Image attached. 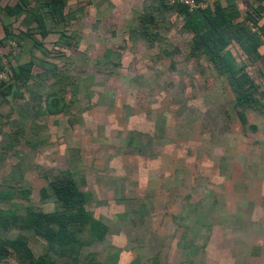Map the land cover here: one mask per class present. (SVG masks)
I'll list each match as a JSON object with an SVG mask.
<instances>
[{"label":"rangeland","instance_id":"rangeland-1","mask_svg":"<svg viewBox=\"0 0 264 264\" xmlns=\"http://www.w3.org/2000/svg\"><path fill=\"white\" fill-rule=\"evenodd\" d=\"M216 1L204 0V9L215 11ZM159 5L74 0L70 9L79 12L66 36L36 37L58 55L45 60L61 83L38 79L21 90L25 98L11 96L0 108V192L13 198L0 201V212L12 219L28 217L29 207L63 211L50 181L66 171L110 229L105 242L84 238L78 264H264L262 107L236 109L224 61L194 45L185 21ZM238 7L237 27L259 35L249 17L263 24L264 0ZM150 14L151 29L140 31ZM62 39L67 44L55 46ZM25 50L44 59L33 41ZM224 53L264 90L239 43ZM57 92L66 107L51 115L46 98ZM23 235L35 257L47 251L33 231Z\"/></svg>","mask_w":264,"mask_h":264},{"label":"trees","instance_id":"trees-1","mask_svg":"<svg viewBox=\"0 0 264 264\" xmlns=\"http://www.w3.org/2000/svg\"><path fill=\"white\" fill-rule=\"evenodd\" d=\"M73 1L18 0L17 4L11 7L3 6L2 0H0V21L13 20L10 24L9 22L8 25L6 24V40L1 42V48L7 60V64L0 65V74L5 72L7 75L5 80H0L2 105L7 103L11 96L25 98V93L21 90L30 92L31 83L34 82V86L37 85L38 79L42 80L52 76L56 80V85L61 83L59 74H56L53 67L45 60V57H58V55L46 51L44 46L37 42L36 37L40 36L42 39H46L52 34L66 36V31L75 24L79 12L70 9V4ZM156 1L162 5L155 6L156 11L160 8V10H173L185 21V30L195 37L194 45L202 46L204 50L211 51L214 58L218 57L219 60L224 61L226 70L229 71L228 78L227 75L226 78L236 94L235 104L239 105H235L236 109L255 110L254 107L259 104L264 112V90L258 91L260 89L258 83H255L249 74L243 71L242 67H237L232 57L229 58V55L224 53L235 42L239 43L251 61L263 62L261 72L264 75V53L261 52V48H264V40H262L264 22L259 25L256 19L257 14H255L262 9L255 8L252 11L255 16L249 17L253 26L259 29L258 35L250 30V25L248 26L249 30L242 28L241 31L237 27L238 24L235 20L241 16L238 0H227L226 7L221 4L220 0H217L215 11L209 8L190 10L189 7L178 2L171 4L168 0ZM195 1L198 4L204 2V0ZM152 21L154 20H151V14L142 16L140 31L142 28L151 29ZM26 24L29 26L26 27ZM30 24L36 25V28L32 29ZM155 34V41L156 38H162L159 37L158 32ZM146 37L147 39L152 37L151 40L154 41L152 33H146ZM28 41L34 42L35 48L43 53L44 59L39 61L31 57L30 60L22 62V54L25 53L24 49ZM152 41L149 42L152 43ZM64 42L62 39V43H56L55 46L66 45L67 43ZM54 69L56 70V68ZM76 85V83L73 85L74 88ZM257 94L261 97L260 100L256 98ZM261 100L263 102H260ZM65 107L66 104L62 98L58 97V92L50 94L46 98V109L51 115L62 114ZM31 108L36 109V106L32 105ZM31 112L33 111L28 109L27 116ZM236 113L240 117L237 119L241 120L243 118L242 111L239 110ZM50 184L55 196L63 205V211L48 215L32 211L29 207L25 209L28 217L15 214L12 219L5 215L4 211L0 212L4 217H0V264H5L10 259L14 264H57V261L64 257L70 259V263L66 262V264H78L74 259H79L81 248L83 245L85 246L84 238L105 242L106 237L110 234L109 227L89 212L88 205L91 196L80 191L69 172L62 171L50 181ZM43 196L48 198L45 189H43ZM7 199L13 200L11 193L9 191L0 192V201H7ZM29 231H33L37 238L47 246V251L38 258L35 257L29 246L28 237L23 235L24 232Z\"/></svg>","mask_w":264,"mask_h":264},{"label":"crops","instance_id":"crops-1","mask_svg":"<svg viewBox=\"0 0 264 264\" xmlns=\"http://www.w3.org/2000/svg\"><path fill=\"white\" fill-rule=\"evenodd\" d=\"M17 1L18 0H2V5L3 6H6L7 5V6H11L12 7V6H15L17 4ZM11 21H13V20H11ZM11 21H5V20L4 21L3 20L0 21V65L3 64L4 57H5L4 56V52L2 51V48H1V42H3V41L6 40V30H5V27L8 25L7 23L9 22V24H10ZM30 25H31V28L32 29L36 28V25H33V24H30ZM27 26H29V25H27ZM29 42H31V41H28L26 43V46L29 44ZM24 52L25 53L22 54V62H25V61L30 60L31 57H33V58H35V59H37L39 61L43 59V57L41 55H38V56H37V54L32 55L29 52L27 53L26 50ZM0 105H2V100L1 99H0ZM1 116L2 115H1V111H0V118H1Z\"/></svg>","mask_w":264,"mask_h":264},{"label":"clouds","instance_id":"clouds-1","mask_svg":"<svg viewBox=\"0 0 264 264\" xmlns=\"http://www.w3.org/2000/svg\"><path fill=\"white\" fill-rule=\"evenodd\" d=\"M264 46V45H263ZM247 59H248V55H247ZM249 60V59H248ZM249 63L250 64H254L257 68H258V71H257V76H262V77H264V75L262 74V72H261V70H262V61H249ZM243 71L244 72H246V73H248L249 74V76L252 78V80L255 82V83H257L255 80V75L254 74H252V72H250L248 69H245V68H243ZM1 74H3V73H1ZM7 78V76L5 77L4 76V79H6ZM228 87L230 88V90H231V92L234 94V100H233V102H234V104H235V102H236V94H235V92H234V90H233V88H232V86L231 85H229V82H228Z\"/></svg>","mask_w":264,"mask_h":264},{"label":"built area","instance_id":"built-area-1","mask_svg":"<svg viewBox=\"0 0 264 264\" xmlns=\"http://www.w3.org/2000/svg\"><path fill=\"white\" fill-rule=\"evenodd\" d=\"M171 4H176V2L181 3L190 8V10H196L199 8L204 9L207 5L204 2L196 3L195 0H168ZM4 79V74L0 75V80Z\"/></svg>","mask_w":264,"mask_h":264}]
</instances>
